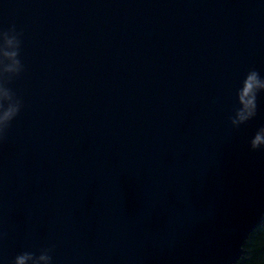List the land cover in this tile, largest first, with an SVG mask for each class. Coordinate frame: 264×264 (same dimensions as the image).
<instances>
[{"label": "water", "instance_id": "obj_1", "mask_svg": "<svg viewBox=\"0 0 264 264\" xmlns=\"http://www.w3.org/2000/svg\"><path fill=\"white\" fill-rule=\"evenodd\" d=\"M0 33V264H237L264 224V92L233 124L264 0H0Z\"/></svg>", "mask_w": 264, "mask_h": 264}, {"label": "clouds", "instance_id": "obj_2", "mask_svg": "<svg viewBox=\"0 0 264 264\" xmlns=\"http://www.w3.org/2000/svg\"><path fill=\"white\" fill-rule=\"evenodd\" d=\"M0 40L3 41L4 46L14 45L16 43L14 37H10L7 33H0ZM5 56L13 55V53H4ZM7 66L5 71H13L15 70L14 65ZM245 81H249L252 84V93L247 100V104L245 110L241 111L237 109L236 116L233 119V124L242 122L249 117H251L256 110V98L257 94L260 92H264V77H261L258 72L250 71L244 77ZM8 91L2 85H0V98H7ZM17 109L14 106H10L9 108L0 111V133H3L4 129L7 127L8 122L13 118ZM252 147L256 148L258 145L253 142ZM51 257L46 253L42 252L39 256L33 257L30 253H23L16 255L12 261V264H26V262L30 261L31 264H50Z\"/></svg>", "mask_w": 264, "mask_h": 264}, {"label": "trees", "instance_id": "obj_3", "mask_svg": "<svg viewBox=\"0 0 264 264\" xmlns=\"http://www.w3.org/2000/svg\"><path fill=\"white\" fill-rule=\"evenodd\" d=\"M237 264H264V224L249 235Z\"/></svg>", "mask_w": 264, "mask_h": 264}, {"label": "snow or ice", "instance_id": "obj_4", "mask_svg": "<svg viewBox=\"0 0 264 264\" xmlns=\"http://www.w3.org/2000/svg\"><path fill=\"white\" fill-rule=\"evenodd\" d=\"M252 71H256V70H252ZM257 72V71H256Z\"/></svg>", "mask_w": 264, "mask_h": 264}]
</instances>
